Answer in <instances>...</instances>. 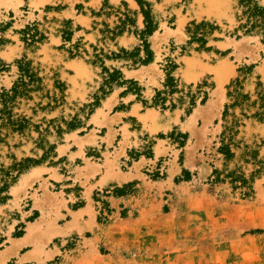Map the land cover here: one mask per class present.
Returning a JSON list of instances; mask_svg holds the SVG:
<instances>
[{"label": "rangeland", "instance_id": "rangeland-1", "mask_svg": "<svg viewBox=\"0 0 264 264\" xmlns=\"http://www.w3.org/2000/svg\"><path fill=\"white\" fill-rule=\"evenodd\" d=\"M140 1L0 6V264H264V0Z\"/></svg>", "mask_w": 264, "mask_h": 264}, {"label": "trees", "instance_id": "trees-1", "mask_svg": "<svg viewBox=\"0 0 264 264\" xmlns=\"http://www.w3.org/2000/svg\"><path fill=\"white\" fill-rule=\"evenodd\" d=\"M254 1V0H253ZM139 3L141 4L142 2L139 0ZM252 11H253V13H254V15H259V16H262L263 18H264V9H262L261 7H259L257 4H255V6H254V8L252 9ZM146 16V20H147V26H148V28H147V31L145 32V33H148V34H150V33H153L152 32V28L151 27H149V24L151 25L152 23H149L150 22V17H148L147 15H145ZM148 43H145V47L147 48L148 47ZM117 74H119L118 72H116L115 71V73H114V75H112V77L113 76H116ZM111 77V78H112ZM26 168V167H25ZM24 167L22 168V170L23 169H25ZM4 199L5 198H0V204H2L3 202H4Z\"/></svg>", "mask_w": 264, "mask_h": 264}, {"label": "bare ground", "instance_id": "bare-ground-1", "mask_svg": "<svg viewBox=\"0 0 264 264\" xmlns=\"http://www.w3.org/2000/svg\"><path fill=\"white\" fill-rule=\"evenodd\" d=\"M6 1L7 0H0V6H2L3 4H5ZM217 73L219 75V72H217ZM222 79H223V77H222ZM220 83H223V81L221 80ZM29 237H30V235L26 236V238L24 240H22L23 242L21 244H24V245L25 244H28L29 243ZM18 245H19V243H15L14 246L3 255V257L1 255V261L4 262L5 260H7L10 257V255H12L14 253L13 251L18 250L19 249Z\"/></svg>", "mask_w": 264, "mask_h": 264}]
</instances>
